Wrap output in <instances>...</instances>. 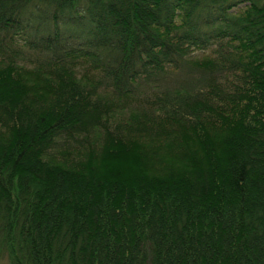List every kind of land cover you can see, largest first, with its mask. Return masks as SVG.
I'll return each mask as SVG.
<instances>
[{
    "label": "trees",
    "instance_id": "16d2710c",
    "mask_svg": "<svg viewBox=\"0 0 264 264\" xmlns=\"http://www.w3.org/2000/svg\"><path fill=\"white\" fill-rule=\"evenodd\" d=\"M0 264H264V0H0Z\"/></svg>",
    "mask_w": 264,
    "mask_h": 264
},
{
    "label": "rangeland",
    "instance_id": "374dc122",
    "mask_svg": "<svg viewBox=\"0 0 264 264\" xmlns=\"http://www.w3.org/2000/svg\"><path fill=\"white\" fill-rule=\"evenodd\" d=\"M210 52L209 51H207L206 53H201V54H199V56H202V54H209Z\"/></svg>",
    "mask_w": 264,
    "mask_h": 264
}]
</instances>
